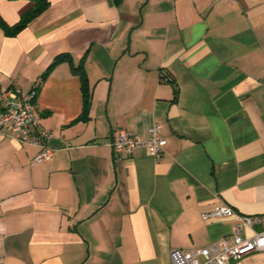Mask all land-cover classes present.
Wrapping results in <instances>:
<instances>
[{
	"label": "crops",
	"instance_id": "1",
	"mask_svg": "<svg viewBox=\"0 0 264 264\" xmlns=\"http://www.w3.org/2000/svg\"><path fill=\"white\" fill-rule=\"evenodd\" d=\"M47 1L15 37L0 28V98L36 90L55 151L32 164L39 149L0 129V264H169L232 234L201 218L219 204L263 230L264 0ZM31 6L0 0V17ZM154 125L158 161L109 146Z\"/></svg>",
	"mask_w": 264,
	"mask_h": 264
},
{
	"label": "built area",
	"instance_id": "2",
	"mask_svg": "<svg viewBox=\"0 0 264 264\" xmlns=\"http://www.w3.org/2000/svg\"><path fill=\"white\" fill-rule=\"evenodd\" d=\"M35 99V90L24 92L20 88L3 92L0 98V129H5L20 145L39 149L32 164L49 161L55 152L47 146L52 134L42 126ZM146 134L147 137L141 139L128 130L118 129L111 134L109 146L116 155H128L135 149H145L158 161L164 154L166 142L156 125L149 127ZM201 218L203 221H231L233 232L204 248L173 249L169 254V264H230L251 254L264 253V229L253 231L255 226L261 225V217L239 215L228 205L219 204L213 210L203 213ZM246 230L252 231V234L244 236Z\"/></svg>",
	"mask_w": 264,
	"mask_h": 264
},
{
	"label": "trees",
	"instance_id": "3",
	"mask_svg": "<svg viewBox=\"0 0 264 264\" xmlns=\"http://www.w3.org/2000/svg\"><path fill=\"white\" fill-rule=\"evenodd\" d=\"M28 1L32 3V6L21 15L19 21L16 24L10 26L6 24L0 17V28L3 31L5 36L15 37L28 25V23L32 19H34L36 16L44 12L49 6L47 0H28ZM65 59H68V58L66 56H61V57L56 58L53 61V63L50 65V67L47 69L44 76L48 73V71L51 68H53L56 64H58L59 62ZM75 70L78 71L77 68ZM81 79H82L83 105H84V111H86L90 103V94L88 93V90L86 87V79L84 75H82Z\"/></svg>",
	"mask_w": 264,
	"mask_h": 264
}]
</instances>
